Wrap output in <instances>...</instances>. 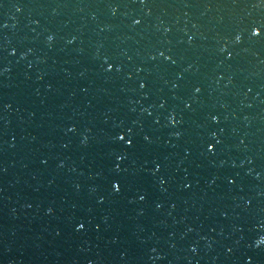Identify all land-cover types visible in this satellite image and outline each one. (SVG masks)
<instances>
[{
	"label": "water",
	"instance_id": "1",
	"mask_svg": "<svg viewBox=\"0 0 264 264\" xmlns=\"http://www.w3.org/2000/svg\"><path fill=\"white\" fill-rule=\"evenodd\" d=\"M0 264H264V0H0Z\"/></svg>",
	"mask_w": 264,
	"mask_h": 264
}]
</instances>
